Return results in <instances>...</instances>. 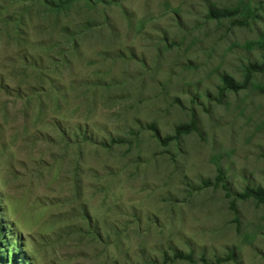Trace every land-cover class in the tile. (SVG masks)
<instances>
[{"label":"rangeland","instance_id":"374dc122","mask_svg":"<svg viewBox=\"0 0 264 264\" xmlns=\"http://www.w3.org/2000/svg\"><path fill=\"white\" fill-rule=\"evenodd\" d=\"M263 64L264 0H0V264H264Z\"/></svg>","mask_w":264,"mask_h":264},{"label":"trees","instance_id":"16d2710c","mask_svg":"<svg viewBox=\"0 0 264 264\" xmlns=\"http://www.w3.org/2000/svg\"><path fill=\"white\" fill-rule=\"evenodd\" d=\"M223 15H224V13L221 14V16H223ZM263 68H264V64H263V67H259L256 65L247 66L245 68L246 77L249 78L253 72L259 71ZM222 81H223V88L224 89L236 91L239 88L237 85H235L231 80H229L227 78H223ZM195 130H196L195 120H191L189 124L180 125V126L176 127L175 128V135L173 137L164 138L163 142L166 144L169 140H171L173 138H176V137L183 135V134H188V133L193 132ZM206 185H210V183L206 182ZM214 186H216V187L220 186V188L225 192V195L227 197L231 196L230 191L227 187V183L225 181L224 174L220 169L217 171ZM236 198L241 199V200L252 199V200L256 201L257 203L262 204V203H264V187H245L241 193H237L234 195V199H236ZM175 257L192 261V258L189 255L183 257V255L178 254Z\"/></svg>","mask_w":264,"mask_h":264}]
</instances>
